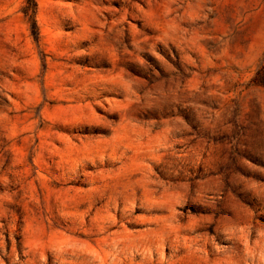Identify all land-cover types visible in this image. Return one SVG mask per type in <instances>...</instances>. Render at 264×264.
<instances>
[{
    "label": "rangeland",
    "instance_id": "1",
    "mask_svg": "<svg viewBox=\"0 0 264 264\" xmlns=\"http://www.w3.org/2000/svg\"><path fill=\"white\" fill-rule=\"evenodd\" d=\"M0 0V264H264V0Z\"/></svg>",
    "mask_w": 264,
    "mask_h": 264
},
{
    "label": "trees",
    "instance_id": "2",
    "mask_svg": "<svg viewBox=\"0 0 264 264\" xmlns=\"http://www.w3.org/2000/svg\"><path fill=\"white\" fill-rule=\"evenodd\" d=\"M28 3H29V7H28V9L26 11L28 12L29 9L33 10L32 29H33V32L36 35L37 34V22H36V19H35V13H36L37 4H36L35 0H28Z\"/></svg>",
    "mask_w": 264,
    "mask_h": 264
}]
</instances>
